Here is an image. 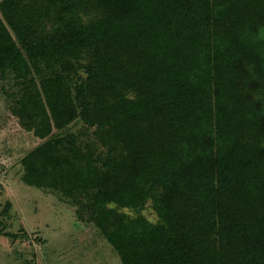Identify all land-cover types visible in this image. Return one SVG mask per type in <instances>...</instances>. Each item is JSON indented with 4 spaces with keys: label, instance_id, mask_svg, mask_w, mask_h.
Masks as SVG:
<instances>
[{
    "label": "trees",
    "instance_id": "1",
    "mask_svg": "<svg viewBox=\"0 0 264 264\" xmlns=\"http://www.w3.org/2000/svg\"><path fill=\"white\" fill-rule=\"evenodd\" d=\"M0 78L22 183L121 264H264V0H0Z\"/></svg>",
    "mask_w": 264,
    "mask_h": 264
},
{
    "label": "rangeland",
    "instance_id": "2",
    "mask_svg": "<svg viewBox=\"0 0 264 264\" xmlns=\"http://www.w3.org/2000/svg\"><path fill=\"white\" fill-rule=\"evenodd\" d=\"M16 90L11 79L0 78V216L6 201L12 205L3 218L11 236L0 237V264H121L93 224L78 218L75 200L22 183L21 159L42 140L20 128L12 115L10 94ZM68 131L94 139L93 129L79 121ZM119 212L134 216L128 209ZM141 215L157 221L149 202Z\"/></svg>",
    "mask_w": 264,
    "mask_h": 264
}]
</instances>
